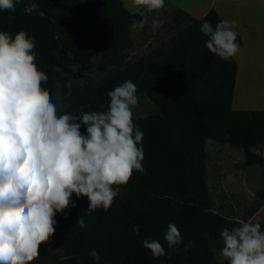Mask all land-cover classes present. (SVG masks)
<instances>
[{
  "label": "trees",
  "instance_id": "1",
  "mask_svg": "<svg viewBox=\"0 0 264 264\" xmlns=\"http://www.w3.org/2000/svg\"><path fill=\"white\" fill-rule=\"evenodd\" d=\"M34 2L37 9L31 7ZM80 8L79 22L69 25L66 14ZM184 18L191 24L175 36V48L166 56L157 51L122 61L125 65L99 85H82L75 65L88 67L103 45H119V39L131 47L128 35L131 24L141 19L138 14L125 9L119 0H99L96 6L91 0H17L14 12L0 11V30L13 36L25 30L35 37L36 63L48 77L42 87L49 91L58 114L105 111L107 93L126 80L158 108L146 117L133 115L143 132L145 171L134 172L128 184L120 186V195L108 211H89L87 197L73 194L76 207L56 214L51 237L61 247L62 257L46 262L52 252L46 243L32 264H95L89 255L93 250L99 253L100 264H221L212 242L221 241L222 229H231L233 221L215 211L205 143L212 139L229 144L244 151L248 166L263 165L264 157L252 148L264 141V111L232 109L237 64L233 58L224 61L211 53L205 47L208 38L200 32L204 21L214 27L222 20L219 14L210 10L196 19L177 11V19ZM98 20L101 24L95 36ZM237 43L242 44L239 36ZM57 82L69 95L65 109L55 101ZM260 197L264 199L263 192ZM80 216L85 228L77 223ZM170 222L182 235L181 244L174 248H168L163 239ZM256 222L264 227V221ZM146 238L160 241L165 255L154 257L142 245Z\"/></svg>",
  "mask_w": 264,
  "mask_h": 264
},
{
  "label": "clouds",
  "instance_id": "2",
  "mask_svg": "<svg viewBox=\"0 0 264 264\" xmlns=\"http://www.w3.org/2000/svg\"><path fill=\"white\" fill-rule=\"evenodd\" d=\"M17 0H0V11H15ZM135 20L130 31L142 30L147 16L165 7V0H130ZM125 8L129 4L125 3ZM31 7H39L35 2ZM43 16V13H40ZM235 21H204L200 32L205 47L224 61L240 50ZM161 21L153 19L151 28ZM35 37L25 30H0V264H32L40 246L55 232L57 213L75 208L72 200L87 197L89 211H108L134 172L143 173V132L133 120L137 86L126 80L107 93L105 111L58 114L48 77L36 63ZM83 127V131L81 130ZM86 224L82 216L77 220ZM220 255L228 264H264V231L259 222L240 220L220 233ZM168 248L182 235L169 223L163 237ZM143 247L154 257L165 255L158 240L146 238ZM89 255L100 264L95 250ZM105 264H111L106 261Z\"/></svg>",
  "mask_w": 264,
  "mask_h": 264
},
{
  "label": "rangeland",
  "instance_id": "3",
  "mask_svg": "<svg viewBox=\"0 0 264 264\" xmlns=\"http://www.w3.org/2000/svg\"><path fill=\"white\" fill-rule=\"evenodd\" d=\"M119 1L123 3L122 0ZM126 1L129 4L127 9L130 11V1ZM208 1L210 0H165V7L162 10L148 14V24L144 29L128 35V39L132 42L131 47H126L127 40L119 39V45H103L93 56L88 67L82 68L80 65H75V70L80 76L77 80L82 85L88 83L99 85L108 75L122 68L126 61H135L157 51L161 56H166L175 48L177 43L175 36L191 24V20L186 18L178 20L177 11L185 10L192 18H201L203 15L199 13L202 16H198L196 9ZM98 3L99 0H91L93 6ZM112 8H116L115 5H112ZM82 14L81 8L69 11L66 14V20L69 25L77 24ZM154 18L161 21V26L157 30L151 28V21ZM94 24L96 36L101 20ZM249 65L253 66V71L249 70L246 74L256 76L258 73L255 70V64L250 62ZM68 96L62 91L61 84L57 82L55 101L60 109L69 106ZM137 96L139 101L133 108L135 117H146L158 112L157 106L145 92H138ZM205 147L208 155L206 159L208 187L215 201V211L232 220V228L238 226L240 220L264 221V199L260 197V193H264V164L248 166L242 149H236L229 144H221L212 139L206 141ZM252 150L264 157V141ZM261 230L264 231V227H261ZM48 243L52 252L46 262L51 263L56 256L62 257L63 251L51 238ZM212 246L217 260L222 264L225 261L220 255L222 240L212 242Z\"/></svg>",
  "mask_w": 264,
  "mask_h": 264
},
{
  "label": "crops",
  "instance_id": "4",
  "mask_svg": "<svg viewBox=\"0 0 264 264\" xmlns=\"http://www.w3.org/2000/svg\"><path fill=\"white\" fill-rule=\"evenodd\" d=\"M122 1L123 5L127 3L126 0ZM263 5L264 0H210L196 9L198 16H205L210 10H215L222 20L236 22L234 30L241 38L242 44L237 55L233 57L237 64L232 100V109L235 111H264ZM250 62L255 64L258 73L256 76L246 74L249 70L253 71Z\"/></svg>",
  "mask_w": 264,
  "mask_h": 264
}]
</instances>
